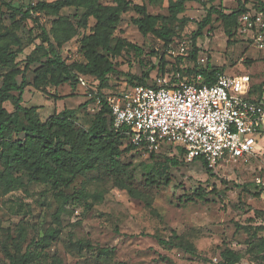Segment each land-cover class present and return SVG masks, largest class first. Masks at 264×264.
Returning <instances> with one entry per match:
<instances>
[{
	"label": "rangeland",
	"instance_id": "374dc122",
	"mask_svg": "<svg viewBox=\"0 0 264 264\" xmlns=\"http://www.w3.org/2000/svg\"><path fill=\"white\" fill-rule=\"evenodd\" d=\"M9 1L20 5L24 0H0V23L7 25L11 13L4 2ZM26 1L35 4L51 0ZM97 2L110 3V0ZM132 2L145 3L151 14H167V0ZM212 4L224 11L236 8V0H188L181 15L201 20L206 14L205 8ZM74 12L72 8L62 10L70 15ZM137 16L133 10L124 13L115 32V37L125 38L140 48L121 50L113 59L119 70L141 76L154 65L149 73L151 79L157 73L155 67L162 54L168 64L180 61L184 66H193L186 55L195 21L177 28L173 42L165 48L151 35L139 33L131 21ZM38 18L49 28L50 17L40 13ZM92 24L93 19L89 18L88 26ZM17 32L24 45L15 62L23 67L26 55L33 53L36 45L31 43L32 34L26 22ZM87 33L88 28L80 30L63 45L62 57L67 62L83 59L78 51L79 41ZM245 46L244 42L226 45L222 24L214 14L211 28L206 27L197 38V61L208 57V63L223 68L224 73H250L252 82H258L264 78V51L252 45L243 51ZM205 64L206 61L200 66ZM38 65L29 66L26 72L29 81L33 68ZM84 79L87 85L97 83L89 76ZM125 85V81L111 79L102 94L109 96L128 91ZM46 87L51 94L64 96L63 99L46 96L31 86L22 94V105L37 106L41 121L68 108L75 111V125L86 128L99 109L93 98L95 90L92 92L79 82L75 88L69 84ZM86 100L88 103L79 107ZM3 106L12 110L9 101ZM20 123H24L22 118ZM127 146L124 140L120 149ZM166 148L151 156L143 151L124 149L118 160L126 168L125 173L115 176L100 169L78 176L64 191V194L73 193V198L63 207L61 199L47 185L29 181L25 176L21 177L23 183L8 193L0 189V264H8L7 253L23 254L32 238H39L55 228L59 230L57 237L27 264H264V154L247 161L221 162L208 171L199 161H182L178 150ZM166 158H177L179 163L174 166ZM145 165L155 168L153 182L146 181ZM73 191L88 196L84 199ZM158 237L172 244L161 245ZM77 241L92 247L78 252ZM98 247L113 251L107 256L100 255ZM228 251L233 252L236 259L226 256Z\"/></svg>",
	"mask_w": 264,
	"mask_h": 264
},
{
	"label": "trees",
	"instance_id": "16d2710c",
	"mask_svg": "<svg viewBox=\"0 0 264 264\" xmlns=\"http://www.w3.org/2000/svg\"><path fill=\"white\" fill-rule=\"evenodd\" d=\"M186 1L188 0H167V14H151L145 3L137 4L132 0H110V3H99L97 0H51L39 1L35 4L24 0L20 5L11 1L4 2L11 13L8 25L0 23V165L2 166L0 189L4 194L21 185L23 183L21 177L25 176L29 181L47 185L54 191L55 196L61 199L63 207L73 198V193L64 194V191L70 188L78 176L100 169L115 176L125 173L126 168L118 160L124 149L143 151L150 156L159 152L134 145L125 130L115 131L110 110L103 99L102 105L91 116L87 127L79 128L74 123L75 111L68 108H63L47 120L41 121L37 106L22 105V94L27 86H31L46 96L63 99L64 96L51 94L46 86L57 87L69 84L71 88H75L79 76L95 79L97 83L94 86L88 84L87 89H92V92L95 90L102 98V90L108 86L111 79L125 81L128 90L135 85L152 83L153 78L150 79L149 73L154 65L144 70L141 76H137L119 70L117 62H113L125 47L134 51L140 49L125 38L115 37L117 27L122 15L133 10L138 16L131 18V21L139 33L143 36L151 35L161 43L162 47H170L177 28H182L191 20L195 21L181 15L185 10ZM66 8H72L75 12L71 15L62 13ZM263 8V0H236V8L229 11H224L213 4L206 7L205 16L195 21L196 27L190 33L191 45L186 58L193 63V66H184L180 61L168 64L163 60L162 54L155 67L156 75L168 70L179 71L183 75L198 72L205 83L214 82L217 73H224L223 68L210 65L208 57L206 64L200 66L197 63L198 48L196 47L197 38L203 34V30L206 27L211 28L212 15L216 14L222 24L226 45L229 47L237 42H244L246 46L243 51H245L250 40L239 31L238 18L246 10ZM40 13L50 17L49 28L40 23L38 18ZM89 18L93 19L92 26H88ZM23 22L28 24L32 34L31 43L36 47L33 53L26 55L23 67H19L15 60L22 52L24 44L17 31L21 29ZM87 28L89 33L81 36L78 48L83 59L67 62L62 57L63 45L77 36L80 30ZM33 63L39 65L33 68L32 80L29 81L26 72ZM248 75L251 79V74ZM247 97L254 101H264V78L259 83L251 82ZM6 101L11 103V111L3 106ZM87 103L88 100L79 104V107H84ZM21 118L23 124L20 123ZM124 140L128 142V146L120 149ZM166 147L178 150L181 153V160L185 161L183 146H161L160 151ZM166 161L174 166L179 163L177 158H166ZM194 161H199L208 171L213 169L200 158ZM144 169L146 181L153 182L155 168L145 165ZM73 192H77V195L84 199L88 196L81 191ZM58 232L56 228L50 229L43 236L32 238L23 254L7 253L8 264H27L32 256H39L49 246ZM157 241L161 245L172 244L170 240L159 237ZM75 246L78 252L92 247L80 241L75 242ZM188 250L193 253L192 248ZM111 251H113L111 248H97V252L104 256ZM227 255L236 259L233 252L228 251Z\"/></svg>",
	"mask_w": 264,
	"mask_h": 264
},
{
	"label": "built area",
	"instance_id": "2783aa9c",
	"mask_svg": "<svg viewBox=\"0 0 264 264\" xmlns=\"http://www.w3.org/2000/svg\"><path fill=\"white\" fill-rule=\"evenodd\" d=\"M238 26L250 46L264 51V8L242 12ZM78 82L87 87L83 76ZM250 85L247 73H217L214 82L205 83L198 72L168 70L148 85L103 98L95 91L93 98L99 108L103 99L114 130H125L134 145L155 151L181 145L185 161L200 158L214 168L264 154V101L247 97Z\"/></svg>",
	"mask_w": 264,
	"mask_h": 264
},
{
	"label": "crops",
	"instance_id": "0c3cea01",
	"mask_svg": "<svg viewBox=\"0 0 264 264\" xmlns=\"http://www.w3.org/2000/svg\"><path fill=\"white\" fill-rule=\"evenodd\" d=\"M247 74H250V73H247ZM251 79H252V77H251ZM261 80H262V79L258 80V82H256V83H259ZM251 82H252V81H251Z\"/></svg>",
	"mask_w": 264,
	"mask_h": 264
}]
</instances>
